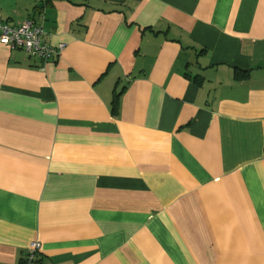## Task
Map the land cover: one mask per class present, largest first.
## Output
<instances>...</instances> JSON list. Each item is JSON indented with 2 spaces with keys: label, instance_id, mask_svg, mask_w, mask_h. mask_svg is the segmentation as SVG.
<instances>
[{
  "label": "crops",
  "instance_id": "1",
  "mask_svg": "<svg viewBox=\"0 0 264 264\" xmlns=\"http://www.w3.org/2000/svg\"><path fill=\"white\" fill-rule=\"evenodd\" d=\"M0 264H264V0H0Z\"/></svg>",
  "mask_w": 264,
  "mask_h": 264
},
{
  "label": "built area",
  "instance_id": "2",
  "mask_svg": "<svg viewBox=\"0 0 264 264\" xmlns=\"http://www.w3.org/2000/svg\"><path fill=\"white\" fill-rule=\"evenodd\" d=\"M45 32L41 25L27 20L19 26H11L0 22V44L10 49L20 50L26 56L38 58L43 62L58 57L64 50V44L51 46L44 42ZM41 245L33 241L27 248L23 264H37Z\"/></svg>",
  "mask_w": 264,
  "mask_h": 264
}]
</instances>
